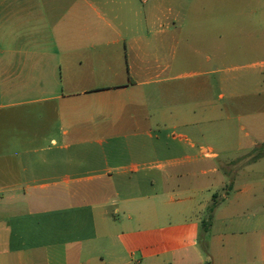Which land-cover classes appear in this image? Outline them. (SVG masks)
<instances>
[{"label": "crops", "instance_id": "obj_1", "mask_svg": "<svg viewBox=\"0 0 264 264\" xmlns=\"http://www.w3.org/2000/svg\"><path fill=\"white\" fill-rule=\"evenodd\" d=\"M221 2L0 0V264H264V71L223 68Z\"/></svg>", "mask_w": 264, "mask_h": 264}, {"label": "rangeland", "instance_id": "obj_2", "mask_svg": "<svg viewBox=\"0 0 264 264\" xmlns=\"http://www.w3.org/2000/svg\"><path fill=\"white\" fill-rule=\"evenodd\" d=\"M223 14L225 11L237 14L236 17L231 19L225 18L223 16V26L231 27V41L234 42L237 47L236 50H232V60L227 62L223 68H227V71L235 75H245L247 73H252L256 71H264V48L260 46L264 45V0H222L221 2ZM234 29L236 33L234 34ZM264 47V46H263ZM258 62V65H253ZM217 99V97L215 96ZM223 101L222 103H224ZM229 123L222 122L221 126L224 128ZM241 125H245L244 120L241 121ZM220 125V124H219ZM211 124L210 127H212ZM172 131H169L171 133ZM171 136H176L178 140L173 141L171 139H166L164 141L163 149L157 152L155 156L152 157H186L185 152H180L181 147H186V145L195 144V150L189 151L188 156L193 157L198 154L199 149L205 146L207 149L214 148V152H218L215 147L214 138L210 131H207L205 138H198L192 132L186 133L182 131H175L171 133ZM172 150H169V147ZM176 149V148H178ZM107 147L94 146L92 147L91 155L92 157H101L102 150ZM113 154H109L108 157H136L135 155L121 153L122 147H117ZM230 148V147H228ZM219 157H240L236 154L231 155H220ZM264 163V162H263ZM264 166V164H263ZM244 167L240 163L233 166L235 170L239 171ZM209 236V235H208ZM206 237V236H205Z\"/></svg>", "mask_w": 264, "mask_h": 264}, {"label": "trees", "instance_id": "obj_3", "mask_svg": "<svg viewBox=\"0 0 264 264\" xmlns=\"http://www.w3.org/2000/svg\"><path fill=\"white\" fill-rule=\"evenodd\" d=\"M263 157H264V144L261 145L259 148H256L255 150H253L247 156H245V158H246V160H248V162H254V161L259 160V159H261ZM242 160L243 159H239V161L234 163V164L241 163ZM217 204H218L217 195H214L213 196V201H212L211 205L208 207L209 220L211 219L212 213L216 209Z\"/></svg>", "mask_w": 264, "mask_h": 264}]
</instances>
